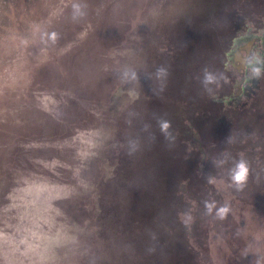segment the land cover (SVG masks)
<instances>
[{
    "label": "rangeland",
    "instance_id": "374dc122",
    "mask_svg": "<svg viewBox=\"0 0 264 264\" xmlns=\"http://www.w3.org/2000/svg\"><path fill=\"white\" fill-rule=\"evenodd\" d=\"M253 50L264 0H0V264H264Z\"/></svg>",
    "mask_w": 264,
    "mask_h": 264
},
{
    "label": "clouds",
    "instance_id": "9594fccd",
    "mask_svg": "<svg viewBox=\"0 0 264 264\" xmlns=\"http://www.w3.org/2000/svg\"><path fill=\"white\" fill-rule=\"evenodd\" d=\"M86 7V6H84ZM73 19H77L86 15L85 11L81 9L79 4H73ZM53 43L57 40V34L52 33L49 37ZM244 67L245 70L249 74L250 79H261L264 78V56L260 54L258 50L250 51L248 54L244 56ZM156 79L160 82L158 92H163L165 89V82L169 76L168 68L160 65L155 70ZM132 79H137L136 74H132ZM202 85L206 92L210 90L207 88V85L216 83L214 75L209 72L207 69L204 70L203 80L201 81ZM213 99H215L214 95H209ZM157 125L159 127L160 132L164 135L166 141L174 142L176 137L171 129V121L166 119L164 116H159L157 118ZM229 142L230 138H229ZM131 155V153H129ZM215 163V162H214ZM249 177V162L247 159L240 158L235 161L234 167L229 170V179L232 182V185H235L236 190H242L243 186L246 184ZM211 177L208 178L209 182H211ZM205 207L208 212L211 213L212 209L216 207V202L208 203L205 201ZM230 212V206L225 203L219 207L216 215L219 219L224 220Z\"/></svg>",
    "mask_w": 264,
    "mask_h": 264
}]
</instances>
